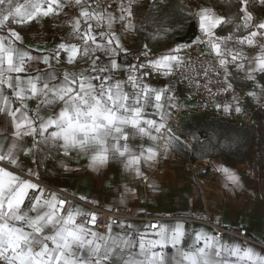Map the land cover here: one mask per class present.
Listing matches in <instances>:
<instances>
[{
    "label": "snow or ice",
    "instance_id": "1",
    "mask_svg": "<svg viewBox=\"0 0 264 264\" xmlns=\"http://www.w3.org/2000/svg\"><path fill=\"white\" fill-rule=\"evenodd\" d=\"M136 3L0 0V117L7 121L0 132L5 139L0 143V264H264V254L246 241L202 229L190 235L179 222L171 228L153 223L148 227L155 231L138 239L114 232L115 220L105 223L106 231L101 232L97 212L61 196L65 189L42 185L40 169L47 158L84 157L87 170L104 171L106 178L112 164L122 167L130 179L119 204L125 197H136L140 184L157 188L152 171H159V162L171 149L188 145L168 126L171 109L178 107L175 95L169 94L173 90L148 83L153 73L172 77L180 70L182 77L213 98L227 94L231 102L215 104L225 114L243 111L234 71L253 82L248 97L264 99V19L257 21L253 15L255 0H188L179 5L184 18L194 21L200 32L194 50L213 57L202 72L180 55V46L150 59L152 52L145 44L136 62L121 61L129 54L127 37L157 22L149 13L138 25ZM222 3H227V12L218 11ZM258 3L264 10V0ZM168 7H173L171 0H152L150 5L157 13ZM60 17L70 39L52 47H23L20 26ZM227 25L233 28L220 34ZM253 49L254 55L246 51ZM189 69L191 75L185 76ZM201 76L203 85L196 79ZM212 76L218 81L216 92L208 86ZM220 139L217 147L222 148ZM60 167L69 170L64 163ZM214 167L225 178V189L244 187L236 171L223 164ZM132 181L135 184L129 187ZM79 200L99 205L83 195ZM215 223L219 226V220ZM119 226L124 229L125 223ZM186 238L192 241L187 246Z\"/></svg>",
    "mask_w": 264,
    "mask_h": 264
},
{
    "label": "crops",
    "instance_id": "2",
    "mask_svg": "<svg viewBox=\"0 0 264 264\" xmlns=\"http://www.w3.org/2000/svg\"><path fill=\"white\" fill-rule=\"evenodd\" d=\"M171 2L179 7L181 4H187L188 0H171ZM151 3L152 0H137L135 7L137 9L136 23L138 25L140 20H146L149 13L152 14ZM251 10L257 21L264 19L263 14L254 11L253 8ZM218 11L227 12V3H222ZM232 11L234 12L235 8ZM161 23L165 24V21ZM180 23L182 24V32L177 37L172 38L177 40H173L171 43L165 42L164 45H161L163 42L159 41L155 46L150 41L151 39H161L160 37H152V33L149 30L152 25H146L145 29L139 33H132L127 37L129 54L127 57L122 56L121 61L126 59L136 62V57L144 51L145 44L151 49L152 56L149 57L150 59L155 57L156 52L165 53L177 46L183 49L180 53L182 57H185L189 51L198 49V46L193 44V41L178 39L188 29L190 18L185 19L183 14ZM159 26L161 25L159 24ZM230 28H233V25H227L220 34H226ZM17 30L23 37V47L26 49L34 50L52 47L61 40L67 41L70 39L69 29L63 17L46 18L39 23L20 26ZM197 32V36H199L198 26ZM121 36L123 39L125 34L121 33ZM187 45H191V47H187ZM246 51H248L249 55L255 54L254 49ZM81 63H84V61H81ZM57 69L59 70V66H57ZM233 78L235 80L234 85L246 92L254 87L253 82L243 79L242 73L234 71ZM147 82L156 88L169 87L173 90L169 93L176 97L173 103L181 105L183 109L179 112V107L171 109L173 114L168 126L173 129L176 135L181 136L188 144L193 145L194 139L187 127L190 128V125L194 124L197 118L203 117L190 110L196 106L195 97L183 91L180 84L172 77L161 74L151 75ZM241 107L243 111L237 113L239 120L249 126L250 114L245 107L251 109L253 118L257 121L264 139V99L257 102V100L247 96L241 100ZM233 113L225 114L222 111H217L215 106H213L205 118L220 117L231 120ZM176 114L177 120H174ZM6 128L7 121L0 117V132L6 130ZM4 142V136L0 135V143ZM27 142L31 144V139H27ZM54 155L56 154L54 153ZM25 162L30 164V159L25 158ZM44 163L46 167H41L40 169L41 179L65 189L78 198L83 195L90 201L97 200L99 201L98 206L103 208L119 205L121 207H130L132 212L137 215L147 214L161 217L160 226L171 228L177 222L183 223L190 235L201 229L211 234L214 233L210 226L197 222L188 224L182 219L183 217L208 218L214 223L219 220V224L222 226L247 229L248 237L251 240L236 239L254 245L257 252L264 254V147H259L244 161L237 163L224 160L219 156H205L192 161H185L177 150L173 148L170 150L169 157L159 162L157 166L159 171L154 169L151 173L157 188L152 190L146 184H140L137 187V196L134 198L125 197L123 204H119L118 201L124 191L123 185L128 183L130 178L125 176L120 165L112 164L111 168L106 170V178L104 171L97 174L87 170V159L84 157L73 158L70 161L63 158L52 160L49 157ZM61 163L67 164L69 170L65 171L60 167ZM221 164L236 171L241 177L243 188L231 192L224 188L225 178L214 167ZM160 165L163 166L160 167ZM195 170H201V175L205 178L204 185L199 184L195 179ZM133 184H135L134 181L129 183V187H132ZM117 185L120 186L119 191L117 190ZM74 204L87 210L83 203L77 202ZM122 222L125 223V228L113 226V231L116 233L127 232L135 239H138L142 234H150L155 231L150 230L148 227L149 223L143 220L126 219L122 220ZM99 231L104 232L106 229ZM148 238L156 237L149 235ZM191 242V239L186 238L185 246ZM167 251L171 254L174 250L169 246Z\"/></svg>",
    "mask_w": 264,
    "mask_h": 264
},
{
    "label": "built area",
    "instance_id": "3",
    "mask_svg": "<svg viewBox=\"0 0 264 264\" xmlns=\"http://www.w3.org/2000/svg\"><path fill=\"white\" fill-rule=\"evenodd\" d=\"M204 51H207L206 49H204ZM156 54H159V52H156ZM135 58V57H134ZM185 58H190V63L193 65V67L197 68L199 71H203V67L202 66H206L208 63H210L213 60V57L211 56H202L200 50H191L187 53V55L185 56ZM199 58V63H196L197 59ZM153 76L158 75L157 73H153ZM191 75V69L188 70V72L185 73V76H189ZM222 75L221 74V79H222ZM172 78L177 81L180 86L182 87L183 91H186L188 93H190L191 95H193L196 99V106L193 107L192 109H190L192 112H194L195 114L199 115V116H203L206 117L209 112L211 111L212 107L215 106L216 103H229L231 102L230 96H228L227 94L223 95V96H216L215 98H213L212 96H210L208 94V92L203 88V87H197L196 83L192 82L191 80L184 78L181 76V71L177 70L176 72L173 73ZM212 81L213 84L208 85L209 87H211L213 89V92H216L218 89L217 87H214V85H216L218 83L217 78L215 76H212ZM196 79L199 81V83L201 85H203L205 83L203 77H196ZM235 91L237 96H243V98H246V91H244L242 88L238 87L237 85H234ZM207 105V106H205ZM179 110H182V106L178 105ZM174 120H177V114H176V118H174ZM231 120L238 125L239 127H245L248 128V125H246L244 122L240 121L238 118V114L237 113H233ZM195 172V179L198 181L199 184L204 185L205 184V178L201 175V170L198 171H194ZM42 181V185L46 186L49 189H53V190H59L61 188H59L58 186H56L55 184L45 181L43 179H41ZM61 196L66 197L67 199H69L70 201L74 203H83L86 207L87 210L89 211H94L98 213V220L101 222L100 223V227L98 230L101 229H105L104 228V224L107 223L109 220H115L116 224H114L113 226H119L120 223L122 222V220H143L149 223V225L155 223L158 226H160L161 223V217L158 216H151V215H137L135 213L132 212L130 207H121L119 205H113L112 207H110L112 209V211H108V208H103L100 206H93L92 204H88L85 203L83 201H80L79 198L77 196H75L74 194L68 192V191H64L62 193H60ZM29 203V201H26V205ZM186 223H192V222H197L200 224H205L211 227L212 231L214 234L219 233L222 237L224 238H228V237H235V238H240V239H246V240H251L248 237V233H247V229L245 228H241V229H235L234 227H226V226H222L219 224V226H217L216 223L212 222L211 220H209L208 218H192V217H183L182 218ZM150 230H154L149 228Z\"/></svg>",
    "mask_w": 264,
    "mask_h": 264
},
{
    "label": "trees",
    "instance_id": "4",
    "mask_svg": "<svg viewBox=\"0 0 264 264\" xmlns=\"http://www.w3.org/2000/svg\"><path fill=\"white\" fill-rule=\"evenodd\" d=\"M254 11L263 14L264 10L255 0ZM196 23L190 20L189 27L185 34L178 37L179 40L194 41L197 37ZM245 109L250 114V124L248 128L239 127L230 119L212 117L197 118L194 124L190 125L189 133L199 139L197 143L194 139L193 145L188 144L181 136L180 140L188 147L175 148L185 161H192L205 156H219L232 163L244 161L252 152L264 147V139L258 127L257 121L253 118V112L248 107ZM228 137L227 140L223 137ZM217 137H220L219 143L224 147H217Z\"/></svg>",
    "mask_w": 264,
    "mask_h": 264
},
{
    "label": "rangeland",
    "instance_id": "5",
    "mask_svg": "<svg viewBox=\"0 0 264 264\" xmlns=\"http://www.w3.org/2000/svg\"><path fill=\"white\" fill-rule=\"evenodd\" d=\"M171 4L173 5V7H168L165 12L157 13L155 8H153L152 10V14L156 16L157 22L155 24H152V27H149V30L152 33L153 38H161L150 40L155 46L158 44L159 41L163 42L161 43V45H164L165 42L171 43L173 40H177L172 38L177 37V35L182 32V24L180 22L183 13L179 10V7L175 3L171 2ZM162 21H165V24H162ZM159 24L161 26H159ZM158 28L161 29L159 32H157ZM163 29H167V31L165 32L163 31ZM187 130L189 131L190 128L187 127Z\"/></svg>",
    "mask_w": 264,
    "mask_h": 264
}]
</instances>
